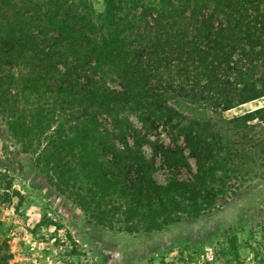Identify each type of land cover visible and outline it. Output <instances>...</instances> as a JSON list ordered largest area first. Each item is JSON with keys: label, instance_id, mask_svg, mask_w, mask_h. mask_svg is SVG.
<instances>
[{"label": "trees", "instance_id": "16d2710c", "mask_svg": "<svg viewBox=\"0 0 264 264\" xmlns=\"http://www.w3.org/2000/svg\"><path fill=\"white\" fill-rule=\"evenodd\" d=\"M103 3L0 0V125L49 182L95 224L159 229L213 208L231 179L263 177L264 106L223 113L264 96V0ZM12 195L20 205L0 171V203ZM222 254L243 264L235 235Z\"/></svg>", "mask_w": 264, "mask_h": 264}, {"label": "rangeland", "instance_id": "374dc122", "mask_svg": "<svg viewBox=\"0 0 264 264\" xmlns=\"http://www.w3.org/2000/svg\"><path fill=\"white\" fill-rule=\"evenodd\" d=\"M89 1L97 12L103 11V0ZM263 101L247 102L225 111L223 117L241 115ZM180 104L194 117L212 116L195 105ZM253 122L259 123L256 131L264 127ZM51 134L48 127L42 146ZM160 138L166 144L170 141L166 134ZM145 150L149 154L148 146ZM35 157L0 125V171L10 176L22 196L20 205L14 195L0 203V237L9 245V264H223L222 249L232 235L237 237L243 264H264V176L231 179L227 193L213 208L197 216L182 214L177 222L159 229L119 216L109 228L88 221L49 182ZM190 162L194 164L193 159ZM165 173L160 168L156 176L163 181ZM186 175L181 171V177Z\"/></svg>", "mask_w": 264, "mask_h": 264}, {"label": "built area", "instance_id": "2783aa9c", "mask_svg": "<svg viewBox=\"0 0 264 264\" xmlns=\"http://www.w3.org/2000/svg\"><path fill=\"white\" fill-rule=\"evenodd\" d=\"M262 99H264V96L263 97H261ZM257 100V99H256ZM264 106V101H263V103H261L258 107H256V108H259V107H263Z\"/></svg>", "mask_w": 264, "mask_h": 264}]
</instances>
